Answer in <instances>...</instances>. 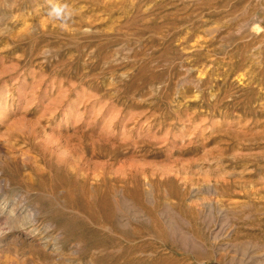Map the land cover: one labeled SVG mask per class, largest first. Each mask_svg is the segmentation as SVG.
I'll return each mask as SVG.
<instances>
[{
    "label": "rangeland",
    "instance_id": "1",
    "mask_svg": "<svg viewBox=\"0 0 264 264\" xmlns=\"http://www.w3.org/2000/svg\"><path fill=\"white\" fill-rule=\"evenodd\" d=\"M0 208V264H264V0H0Z\"/></svg>",
    "mask_w": 264,
    "mask_h": 264
},
{
    "label": "clouds",
    "instance_id": "2",
    "mask_svg": "<svg viewBox=\"0 0 264 264\" xmlns=\"http://www.w3.org/2000/svg\"><path fill=\"white\" fill-rule=\"evenodd\" d=\"M48 15L55 20H60L63 27L71 19L72 13L67 4H53Z\"/></svg>",
    "mask_w": 264,
    "mask_h": 264
},
{
    "label": "bare ground",
    "instance_id": "3",
    "mask_svg": "<svg viewBox=\"0 0 264 264\" xmlns=\"http://www.w3.org/2000/svg\"><path fill=\"white\" fill-rule=\"evenodd\" d=\"M0 209H1V208H0ZM10 210H11V211H14V210H13V207H12V209H10ZM16 210H17V209H16ZM14 212H15V211H14ZM11 213H12V212H11ZM8 215H9V214H8ZM10 215H11V214H10ZM33 216H34V215H33ZM11 217H13V216H11ZM28 218H29V217H28ZM30 218H31V217H30ZM4 219H5V218H4ZM9 219H10V218H9ZM9 219H8V220H9ZM32 219H34V218H32ZM32 219H30V220H32ZM32 221H33V220H32ZM32 233H33V232H32Z\"/></svg>",
    "mask_w": 264,
    "mask_h": 264
}]
</instances>
